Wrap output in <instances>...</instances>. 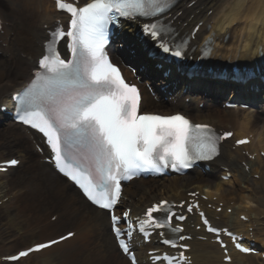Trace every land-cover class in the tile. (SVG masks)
<instances>
[{
	"label": "bare ground",
	"instance_id": "1",
	"mask_svg": "<svg viewBox=\"0 0 264 264\" xmlns=\"http://www.w3.org/2000/svg\"><path fill=\"white\" fill-rule=\"evenodd\" d=\"M88 0H79L84 3ZM0 101L7 103L6 98L10 92L19 89L30 76L29 67L32 59L41 51L39 44L46 38V30L51 29L57 20H63L60 13L54 11L48 0H0ZM162 22L172 28L177 39L187 32L191 26L199 22V28L193 39L186 44L185 52L194 60L198 56L199 49L209 52V59L219 58L222 63H233L244 61L248 65H257L261 68L264 64V0H177L172 8L162 15ZM135 27L136 22L132 23ZM128 41V37L126 38ZM132 40H129L130 43ZM138 42H135V45ZM137 49V56L145 64V69H137L136 74L126 71L125 76L133 82H138L141 88V105L147 111L157 113L181 112L190 117L193 122L209 124L215 131H233L237 137H249L247 148L251 151H264V116L261 115L264 109V85L255 82L257 92L254 95L259 97V106L255 109L240 110L218 108L215 101L225 94V85H216L208 78L207 74L191 82L186 91L188 101L182 100L181 87L175 89L170 95L167 104L160 102L155 105H163L158 109H150V96L144 88V84L154 85L170 83L167 88L171 91L179 80H186L171 71L168 78L156 81L157 73L153 70L152 63H146L147 51L143 52L142 46ZM127 56V55H126ZM125 58L127 59L128 57ZM188 60V57H186ZM160 63V62H159ZM168 68H172L170 64ZM234 89L233 84H228ZM205 89L206 92H203ZM206 93V94H205ZM156 96H162L160 91L155 90ZM202 102V110L197 104ZM1 122L6 126L0 128V161L8 160L10 157H18L20 165L11 169V172H0V255H9L19 248L28 247L32 243L43 242L60 236L61 234L75 230V237L60 242L43 251L38 256L47 263L41 264H64L63 261H51L47 255L52 250H62L65 256L59 253L57 258L66 259L67 256L75 254L76 258L84 261L85 264H127L124 259L114 250V242L107 228V217L102 211H97L87 206L82 199L76 195V191L63 178L58 176L51 167L43 162L34 149L22 128L5 121L0 114ZM0 122V124H1ZM13 126V127H10ZM15 130V131H13ZM24 130V128H23ZM12 137L9 138L5 137ZM236 137V138H237ZM35 139L37 137L35 136ZM231 141H224L219 148V155L213 159L211 166L217 172L219 167H226L232 172L229 181L221 180L215 172L205 176L200 171L193 175L162 177L152 181H134L124 187L125 198L121 200L122 207H129L131 214L137 215L143 212L146 205L158 199L176 201L186 199L190 193H204L210 199L215 197V203H231L235 212L241 213L248 218L247 222L236 221L240 231H246L248 238L251 236L257 240L264 250V166L259 157L250 161L251 172H258V179L245 175L237 162L239 159H246L239 152V147H233ZM12 147L9 152L4 147ZM30 157H34L31 161ZM37 168L42 172L38 174ZM9 170V169H8ZM16 170V171H14ZM14 171V173H13ZM26 172L27 174H25ZM222 172V171H221ZM12 173L14 174L12 176ZM223 173V172H222ZM26 180V182H25ZM24 182L29 188V193H23V188L17 189L20 183ZM34 182V184H32ZM138 184L133 186V184ZM132 186V187H131ZM53 191L50 194V190ZM14 192L13 195H11ZM22 194V195H21ZM21 195V196H20ZM8 197L6 200L2 199ZM71 197V199H70ZM199 200V196H195ZM72 198H76L80 202ZM47 201V202H46ZM203 204L202 201H200ZM49 203V205H47ZM56 204L64 214L71 208L69 214L64 217H72L76 221L73 228H69L66 218L60 215L55 221L46 224L40 229L42 232L22 236L18 241L10 243V240L23 228L33 222V219L40 216L45 208ZM13 207V208H12ZM9 208H12L11 210ZM51 208V207H49ZM211 216L213 211L207 209ZM103 215V217L101 216ZM215 223H218L214 216H211ZM80 224V225H79ZM78 225V226H77ZM248 228H251L248 231ZM44 229V230H43ZM78 231H81L78 233ZM191 234V229L186 228ZM83 236L82 242L72 244L76 238ZM196 239L187 242L190 245L189 254L197 264H224L220 261L217 248H214L207 241L201 242L200 249H195ZM205 245L210 246L208 253ZM156 246L146 245L136 248V256L139 264H147L145 255L141 253ZM56 251V252H57ZM233 264H255L251 257H243L232 254ZM63 256V257H62ZM72 259L74 257H71ZM60 259V260H62ZM54 260V258H53ZM78 261V260H76ZM5 264V263H0ZM22 264L19 260L14 263ZM37 264V261H32ZM75 264V263H74Z\"/></svg>",
	"mask_w": 264,
	"mask_h": 264
},
{
	"label": "snow or ice",
	"instance_id": "2",
	"mask_svg": "<svg viewBox=\"0 0 264 264\" xmlns=\"http://www.w3.org/2000/svg\"><path fill=\"white\" fill-rule=\"evenodd\" d=\"M174 0H91L77 7L67 0H56L59 10L70 14L65 31L58 26L49 33L44 54L38 68L17 96V119L37 129L46 138L55 167L74 182L94 205L112 210L121 197L122 180L145 171H161L163 168H190L199 160L211 161L219 155L220 141L232 137V132L217 135L208 124H194L184 115H159L140 112V91L135 84L126 82L121 70L108 58L105 46L109 43L113 26H122L121 18L135 21L137 18H157L166 13ZM143 31L153 40H159L164 53L181 56L173 51L164 37L168 28L157 19L143 24ZM67 38L71 53L65 59L58 51L61 40ZM247 138L236 141L247 144ZM19 164L17 159L5 162ZM192 195H197L192 193ZM188 211L193 206L188 205ZM229 212L232 209H228ZM155 213H164L158 218ZM207 230L217 234L221 229L213 227L203 212L200 213ZM129 212L122 216L111 214V231L123 253L131 256L129 242L133 236ZM183 221L184 215H176L168 201L162 200L147 209L138 218L139 232L148 235L146 227L168 228L173 233L183 231L174 227L172 220ZM246 219V217H243ZM126 222L129 229L118 227ZM227 231V230H224ZM75 233L61 235L59 240L37 243L18 255L7 257L19 261L30 253L47 249L73 237ZM161 235H163L161 233ZM233 240L239 237L227 232ZM128 237V240L122 238ZM180 240L190 239L183 235ZM163 243L177 247L176 241L165 239ZM222 247H226L220 241ZM236 248L248 252L237 242ZM180 248L188 245L181 244ZM160 259L159 256L156 257ZM169 264H188L184 252L178 257L165 255ZM231 259V257H226Z\"/></svg>",
	"mask_w": 264,
	"mask_h": 264
}]
</instances>
